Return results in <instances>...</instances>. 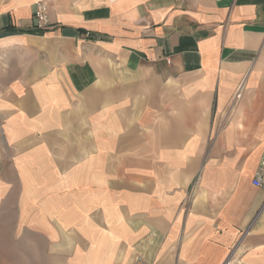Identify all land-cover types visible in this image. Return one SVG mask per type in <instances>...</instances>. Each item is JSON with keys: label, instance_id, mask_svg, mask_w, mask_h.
Instances as JSON below:
<instances>
[{"label": "crops", "instance_id": "obj_1", "mask_svg": "<svg viewBox=\"0 0 264 264\" xmlns=\"http://www.w3.org/2000/svg\"><path fill=\"white\" fill-rule=\"evenodd\" d=\"M35 2L0 0L20 264H264V0Z\"/></svg>", "mask_w": 264, "mask_h": 264}, {"label": "rangeland", "instance_id": "obj_2", "mask_svg": "<svg viewBox=\"0 0 264 264\" xmlns=\"http://www.w3.org/2000/svg\"><path fill=\"white\" fill-rule=\"evenodd\" d=\"M19 222L20 220L16 217L11 219L0 220V248H2L4 243L11 244V249L9 251L10 264H20V252L18 251V249H16L17 247H15L17 243H19L21 240L27 243H29L30 240L34 241V239L30 235H23L21 233ZM0 255H2V251H0ZM138 258L140 259L139 262H141V264H144L143 258L141 256H139ZM138 258L136 257L134 264L138 261ZM0 264H2L1 258Z\"/></svg>", "mask_w": 264, "mask_h": 264}, {"label": "built area", "instance_id": "obj_3", "mask_svg": "<svg viewBox=\"0 0 264 264\" xmlns=\"http://www.w3.org/2000/svg\"><path fill=\"white\" fill-rule=\"evenodd\" d=\"M49 2L50 0H36L35 2V19H36L38 28L46 29L48 27ZM261 172H264V158L262 161L261 171L256 174L253 180V185L257 188L264 187ZM139 260L140 259L138 258V261L135 264H141Z\"/></svg>", "mask_w": 264, "mask_h": 264}]
</instances>
